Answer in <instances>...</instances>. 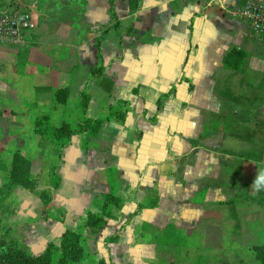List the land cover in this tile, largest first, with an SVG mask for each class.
Returning <instances> with one entry per match:
<instances>
[{
  "label": "crops",
  "instance_id": "1",
  "mask_svg": "<svg viewBox=\"0 0 264 264\" xmlns=\"http://www.w3.org/2000/svg\"><path fill=\"white\" fill-rule=\"evenodd\" d=\"M248 1L116 0L113 16L109 0H0V11L27 12L35 23L21 45H0V136L38 142L30 120L50 112L59 88L69 97L53 107L52 126L71 110L82 117L84 89L91 98L83 116L104 120L86 154L77 137L57 153V191L71 196L54 200L68 213L64 224L43 214L37 238L47 242L75 228L92 201L112 190L126 205L112 208L114 219L102 229L84 230L106 264L109 254L143 259L163 247L139 241L143 222L172 225L199 255L231 253L234 263L240 246L260 242L264 190L252 183L264 170V49L227 14ZM121 97L132 100L124 126L105 121ZM84 157L92 163H80ZM152 193L157 206L133 215Z\"/></svg>",
  "mask_w": 264,
  "mask_h": 264
},
{
  "label": "rangeland",
  "instance_id": "2",
  "mask_svg": "<svg viewBox=\"0 0 264 264\" xmlns=\"http://www.w3.org/2000/svg\"><path fill=\"white\" fill-rule=\"evenodd\" d=\"M135 1L136 0H134V2ZM34 112L35 111L32 110L29 112L31 117L33 116ZM46 112L47 111H44L43 114ZM79 119V115H76L75 112L71 110L68 114L67 121L73 124ZM33 122L34 120H30L32 134L39 137L38 142H23L22 138L25 139L26 136L22 134H19L20 136L18 137L17 141L11 139L10 135L6 136V138H4V136H0V160L3 159L9 161L12 157V154L15 152L23 155L31 163V175L37 184L35 190L32 192L21 187L14 188L5 201V203L10 206L11 211L14 210V213L9 215L5 222L4 230L6 231L5 233H8L7 236L5 235V238L17 241L19 247L31 256L41 253L47 243L54 242L56 240L50 239L49 241L45 242L46 237H43L42 235L38 236L37 238L36 235L37 233H41V229H38L36 224H40L43 214L44 218L55 220V222L64 224L68 211L67 208L63 207L62 202L57 200L63 199L68 202L69 197L71 196L66 191H57L59 184L62 183L61 175H59L60 166L58 162L60 156L57 158V153L61 150L60 146H58L59 143L56 144L55 142H52L50 136H47L48 138L41 139L40 136L33 131ZM51 124L53 125L52 121H50V125ZM75 137H77V140L74 144L81 146V148L84 149V154H86L90 142L88 140L89 138L86 139L84 134H80L73 136L71 140ZM82 160L79 162H87V164L92 163L86 157H84ZM5 177L6 175L3 172H0V184L5 181ZM157 187L153 189V193L158 191ZM57 194V200H54ZM153 195H151L148 200L151 199ZM154 196L159 198V195L157 194ZM71 199H75V197L72 196ZM123 200L125 201L126 205L127 201L125 199ZM148 200L144 205H141L145 206ZM23 205L24 207H22ZM142 210H146V208H136L133 215ZM79 221H77V224ZM74 223H76V221ZM140 226V242H149L153 245L163 247L156 248L154 252L151 251V254L143 259H135L129 253L122 255L109 254L112 256L110 257L111 260L113 258V261H110L111 263L109 264H247L249 262L261 264L253 257L251 251H249V248L254 246H263L264 237L259 239L258 241L260 242L256 244L252 243L249 244V246H240L236 252L237 260L234 263L232 259L233 255L231 253L229 254L230 258L227 259H222L225 258L222 256L205 254L199 255V253L194 251L195 249L193 250V248H189L187 245V237L184 231L175 229L172 225L169 226V224H167L165 227L159 228L155 225H150L147 222H143ZM32 229V232H28ZM84 230L83 237L85 238V245L91 257L97 260L95 264H98L101 258L95 252L96 248L94 249L91 246L92 243L90 242V238H88L86 242L87 236L84 235ZM118 235L119 233L109 236L108 243L110 241L117 240ZM111 238L116 239L111 240ZM225 251L228 252V249ZM224 255L226 254L224 253Z\"/></svg>",
  "mask_w": 264,
  "mask_h": 264
},
{
  "label": "trees",
  "instance_id": "3",
  "mask_svg": "<svg viewBox=\"0 0 264 264\" xmlns=\"http://www.w3.org/2000/svg\"><path fill=\"white\" fill-rule=\"evenodd\" d=\"M115 1L109 0L110 13H112ZM129 1L134 2V0ZM79 2L81 7H83L84 2ZM112 15L114 16V13ZM118 27L119 25L116 23L112 29H117ZM109 30H104L95 41L97 59L100 58L101 42ZM130 30L128 29V32ZM101 71V66L91 69L92 74ZM173 90L171 89V91ZM170 93L162 95L161 98L169 97ZM130 95L132 98L137 97V88L132 89ZM68 97L69 91L67 88L55 89L52 93L50 112L37 115L33 118V131L41 139L50 136L52 142L59 143L60 149L68 145L73 136L84 134L86 139L90 136H97L104 122L102 119H89L83 116L91 98L88 89H84L80 92L78 101L82 117L73 124L63 121L59 127L51 126L50 114L53 107L56 105H66ZM131 112L132 100H129L128 97H121L116 100L114 105L109 107L105 121L118 126H124L127 115ZM82 150L84 149L82 148ZM0 166V172L6 175L5 181L0 184V264H94L85 245L83 230L86 228L102 229L114 219L111 209L119 211L125 206V201L112 190L104 193L100 198L92 201L88 211L80 219L77 227L64 229L54 242L46 244L41 253L31 256L19 247L17 241L6 239L5 235L7 236L8 233H5L6 231L4 230L7 218L13 213L10 206L5 203L11 191L16 187H21L32 192L36 188V181L31 175V163L23 155L15 152L9 161L0 160ZM157 203V196H153L145 206L138 204L137 208L153 209L157 206ZM113 239L116 238H111V240ZM249 251H251V254L257 261L264 264V245L250 247ZM98 264H104V261L101 259Z\"/></svg>",
  "mask_w": 264,
  "mask_h": 264
},
{
  "label": "built area",
  "instance_id": "4",
  "mask_svg": "<svg viewBox=\"0 0 264 264\" xmlns=\"http://www.w3.org/2000/svg\"><path fill=\"white\" fill-rule=\"evenodd\" d=\"M244 22L250 35L264 49V3L251 0L227 12ZM35 29L31 15L21 11H0V45H21L28 32Z\"/></svg>",
  "mask_w": 264,
  "mask_h": 264
},
{
  "label": "clouds",
  "instance_id": "5",
  "mask_svg": "<svg viewBox=\"0 0 264 264\" xmlns=\"http://www.w3.org/2000/svg\"><path fill=\"white\" fill-rule=\"evenodd\" d=\"M252 188L257 192L264 190V170H260L257 173L254 182L252 183Z\"/></svg>",
  "mask_w": 264,
  "mask_h": 264
}]
</instances>
